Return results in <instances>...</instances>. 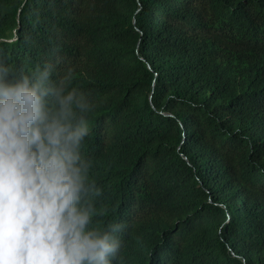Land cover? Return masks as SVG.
<instances>
[{"label": "trees", "instance_id": "16d2710c", "mask_svg": "<svg viewBox=\"0 0 264 264\" xmlns=\"http://www.w3.org/2000/svg\"><path fill=\"white\" fill-rule=\"evenodd\" d=\"M0 63L90 99L113 264H264V0H0Z\"/></svg>", "mask_w": 264, "mask_h": 264}, {"label": "clouds", "instance_id": "9594fccd", "mask_svg": "<svg viewBox=\"0 0 264 264\" xmlns=\"http://www.w3.org/2000/svg\"><path fill=\"white\" fill-rule=\"evenodd\" d=\"M54 77L0 63V264H113L124 226L92 227L106 209L81 152L92 103Z\"/></svg>", "mask_w": 264, "mask_h": 264}]
</instances>
